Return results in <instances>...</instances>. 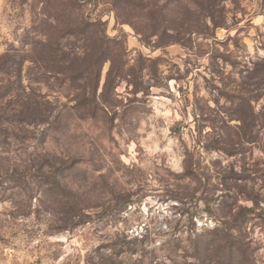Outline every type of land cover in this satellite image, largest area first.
<instances>
[{
  "label": "rangeland",
  "instance_id": "1",
  "mask_svg": "<svg viewBox=\"0 0 264 264\" xmlns=\"http://www.w3.org/2000/svg\"><path fill=\"white\" fill-rule=\"evenodd\" d=\"M123 1L0 0V88L21 91V73L30 94L24 110L0 102L13 118L0 122V264H139L112 247L142 249L146 236L154 264H170L163 246L184 239L173 259L185 264L184 251L196 257L190 233L216 226L178 179L186 159L215 178L250 175L264 208V0H146V11ZM211 5L217 29L205 22ZM81 18L109 40L113 62L97 64ZM46 70L85 76L64 85ZM249 216L245 242L264 264V217Z\"/></svg>",
  "mask_w": 264,
  "mask_h": 264
},
{
  "label": "trees",
  "instance_id": "2",
  "mask_svg": "<svg viewBox=\"0 0 264 264\" xmlns=\"http://www.w3.org/2000/svg\"><path fill=\"white\" fill-rule=\"evenodd\" d=\"M46 4L47 2L45 1L44 5ZM148 8L149 1L142 0V9L146 11ZM213 8L214 5H211L209 10L205 11L206 15H204V18L206 23L207 21L211 22L212 26L217 29L222 23L217 22L215 16L212 14V12H210ZM168 9L166 5L164 6V9L158 8L157 12L162 16V14H164V12L166 13ZM79 25L83 26L81 28V36H84L85 39H90L92 42L100 44L99 47L101 50H99L100 55H98L96 60L97 64L100 65L108 61L113 62L114 59L110 57V46L107 47V45H109V40H106L107 38L104 35L96 36L91 31V28H94L96 24H93L88 18H81ZM8 64L9 62L5 58H0V76L8 74ZM25 64L26 61H21V68L19 71L22 70V66ZM46 71L54 75L63 76L61 83L64 85H73L78 80L83 78L82 76H85L78 74H68L66 72L62 73V71H59L60 73L54 71L50 72L48 70ZM100 75L101 74L99 72L95 76V82H97V84L100 82ZM112 75L113 71L111 70L108 74L106 87H108L111 83V79L113 78ZM17 78H19L17 84L19 82V86L21 85V91L9 90L3 93L7 87L0 88V102H4L5 98L9 97V104L7 105H13V107H17V109L24 107L22 109L24 110L29 105L30 101V94L27 93L28 87L22 89L23 78H27V75L22 77V74L19 73ZM2 85L3 83L0 82V86ZM254 115L255 113L253 110V116ZM5 117H0V122L6 123L7 125L9 124L10 126L13 122V118L7 116ZM229 156L233 157L236 155L230 154ZM178 179L182 182L189 183L190 186L194 187V190H192L194 194L202 196L203 199H201V201L207 206V213L210 215L211 219H214L216 224L213 229H208L205 227L203 234H199L197 230L190 233L188 239L190 244L188 248L191 252L196 254V257H191L187 251H184V257L182 258L185 261V264H188V262L191 260L190 258H200L201 264H212V260L208 258L210 254H214L215 256L218 255L217 258H219L220 262L217 264H256V262L253 260V253L247 242H245L246 236L244 235V224L248 223V218L250 217L249 215H252L256 212H259V216L264 217V208L261 207V202H259V200L257 201V199L254 197L255 190L254 187L251 186L252 180L250 175L248 176L244 173L239 174L238 172H235L233 169H231L229 172L221 171L215 178L214 176L207 174V172L201 171L198 168V165L192 159H186L184 174L179 176ZM219 187H221L223 190H219ZM246 188H249V191H246ZM217 192H223L220 195L222 197L216 196ZM222 198H224V200L221 204H217L216 208L211 207L213 201L217 202ZM241 201H251L253 202V207L248 209L247 207L240 205ZM217 209H228L230 222L218 219L215 212L218 211ZM126 240L127 239H124L122 242L123 244L119 243L120 241L114 243L112 251L116 256L135 257L142 255V261H140L139 264H154V262L158 260L159 254L156 253V251L151 250V245L147 243L149 240L148 236L143 237L142 241H140V247H142V249H132L130 247L131 242H127ZM183 240L184 239L178 238L168 243L167 246H163V250L170 252L168 253L169 255L166 256L167 260L171 262L170 264H175V260L173 258H177V256L174 257L176 252L183 251L180 250L184 242ZM209 240H211V242L207 243ZM136 241H138V239H136ZM215 242L217 243V246L220 243L223 244L216 247L213 245ZM202 258L205 259L203 260ZM240 258H242V261H239Z\"/></svg>",
  "mask_w": 264,
  "mask_h": 264
}]
</instances>
